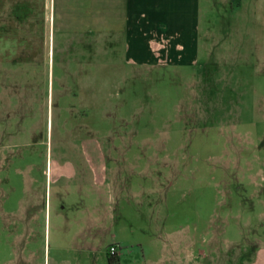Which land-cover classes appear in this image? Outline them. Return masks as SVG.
Returning a JSON list of instances; mask_svg holds the SVG:
<instances>
[{"label":"rangeland","instance_id":"1","mask_svg":"<svg viewBox=\"0 0 264 264\" xmlns=\"http://www.w3.org/2000/svg\"><path fill=\"white\" fill-rule=\"evenodd\" d=\"M252 19L236 21L247 59L217 55L209 67L134 71L116 54L81 47L92 64L63 87L0 66V264H102L112 245L123 264H175L187 252L212 264L214 248L244 264L258 236L264 241V62L250 54ZM91 149L104 151L116 177L109 200L72 181L59 208L53 186L51 212L47 189L45 209L31 215L51 160L79 163ZM101 212L103 233L90 225Z\"/></svg>","mask_w":264,"mask_h":264},{"label":"crops","instance_id":"2","mask_svg":"<svg viewBox=\"0 0 264 264\" xmlns=\"http://www.w3.org/2000/svg\"><path fill=\"white\" fill-rule=\"evenodd\" d=\"M249 15L254 18L252 43L256 47L249 52L264 62V0H0V66H12L14 69L9 72L13 73L36 70L39 75L60 79L63 87L66 78L83 77L84 66L92 64L90 54L82 57L83 52L78 50L81 47L116 54L120 66L134 71L158 67L201 68V63L209 67L217 55L223 54L225 59L219 58L225 61L233 56L247 59L249 42H245L243 33L240 38L235 36L239 29L236 21L248 24ZM158 43H164L165 48L155 49ZM81 84L77 83L80 90ZM76 91L64 94L71 92L77 96ZM78 157L79 163L71 156L67 159V155L51 160L45 196L37 193L34 202L27 205L33 203L39 213L43 212L48 189L51 212L52 187L56 186V210L66 197L61 193L72 189V181L80 192L89 195L93 190L91 193L104 203L109 200L108 190L115 193L117 185L116 177L110 176V169L104 165V151L86 150ZM88 185L92 186L90 191ZM102 209L103 206L99 212ZM95 216H90V225L101 229L108 216L102 212ZM252 248L254 251L244 264H264L261 237L258 236ZM107 252L108 249L102 264H123L120 251L113 260ZM220 252L214 248L212 264H230L229 254H224L223 261ZM176 262L196 264L188 252Z\"/></svg>","mask_w":264,"mask_h":264},{"label":"flooded vegetation","instance_id":"3","mask_svg":"<svg viewBox=\"0 0 264 264\" xmlns=\"http://www.w3.org/2000/svg\"><path fill=\"white\" fill-rule=\"evenodd\" d=\"M7 86H4V84H2L1 85V90H6L7 91ZM16 92V91H15ZM12 93L14 94V92H10L9 93V95H10V100H11V103H13V102H18L19 100H18V97L17 96H12ZM16 98V99H15ZM9 106V110H10V112H12L13 114H16V113H19V112H16L17 111V109H11L12 107V104L10 105H8ZM15 111V112H14ZM18 126H20V124H18ZM7 131V127L5 128V130L4 131H2V133H4L5 134V132ZM1 133V134H2ZM11 136V135H10ZM13 137V136H12ZM0 138H2V137H0ZM81 152V151H80ZM33 209H34V211L33 210H31L30 209V211H31V215H34V217H36L35 215H36V212L38 213V211L33 207ZM0 211H1V213H4L5 212V209H4V207H3V205H2V207L0 208ZM28 211V210H27ZM29 211V212H30ZM23 213H24V210H23ZM24 224V226H25V223H23ZM22 224V225H23Z\"/></svg>","mask_w":264,"mask_h":264},{"label":"built area","instance_id":"4","mask_svg":"<svg viewBox=\"0 0 264 264\" xmlns=\"http://www.w3.org/2000/svg\"><path fill=\"white\" fill-rule=\"evenodd\" d=\"M159 48H161V49L162 48H165V44L164 43H161V44L158 43V44H156V48L155 49H159ZM118 251L119 250H118L117 246L112 245L110 247L109 251H108V255L114 257L115 255H118L119 254Z\"/></svg>","mask_w":264,"mask_h":264},{"label":"trees","instance_id":"5","mask_svg":"<svg viewBox=\"0 0 264 264\" xmlns=\"http://www.w3.org/2000/svg\"><path fill=\"white\" fill-rule=\"evenodd\" d=\"M109 257H110V260H113V259L117 258L118 255H115L114 257H112V256L109 255Z\"/></svg>","mask_w":264,"mask_h":264}]
</instances>
